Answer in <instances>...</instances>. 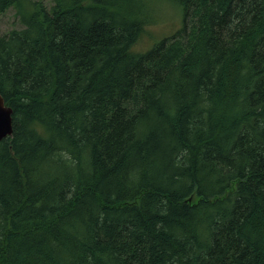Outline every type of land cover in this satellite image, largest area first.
I'll list each match as a JSON object with an SVG mask.
<instances>
[{"label":"trees","instance_id":"1","mask_svg":"<svg viewBox=\"0 0 264 264\" xmlns=\"http://www.w3.org/2000/svg\"><path fill=\"white\" fill-rule=\"evenodd\" d=\"M174 1L0 0V264H264V0Z\"/></svg>","mask_w":264,"mask_h":264},{"label":"rangeland","instance_id":"2","mask_svg":"<svg viewBox=\"0 0 264 264\" xmlns=\"http://www.w3.org/2000/svg\"><path fill=\"white\" fill-rule=\"evenodd\" d=\"M36 1L47 8L54 2V0H25V6L30 8ZM146 2L151 16L144 25L142 34L133 45L136 51H143L154 41L170 36L181 24V9L174 0H146ZM21 27L19 15L13 6L0 12V35Z\"/></svg>","mask_w":264,"mask_h":264},{"label":"water","instance_id":"3","mask_svg":"<svg viewBox=\"0 0 264 264\" xmlns=\"http://www.w3.org/2000/svg\"><path fill=\"white\" fill-rule=\"evenodd\" d=\"M12 134V108L0 93V140Z\"/></svg>","mask_w":264,"mask_h":264}]
</instances>
